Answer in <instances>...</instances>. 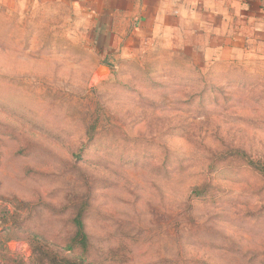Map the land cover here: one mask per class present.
Masks as SVG:
<instances>
[{
    "label": "rangeland",
    "instance_id": "obj_1",
    "mask_svg": "<svg viewBox=\"0 0 264 264\" xmlns=\"http://www.w3.org/2000/svg\"><path fill=\"white\" fill-rule=\"evenodd\" d=\"M108 2L0 0V264L73 198L101 264H264V55Z\"/></svg>",
    "mask_w": 264,
    "mask_h": 264
},
{
    "label": "crops",
    "instance_id": "obj_2",
    "mask_svg": "<svg viewBox=\"0 0 264 264\" xmlns=\"http://www.w3.org/2000/svg\"><path fill=\"white\" fill-rule=\"evenodd\" d=\"M106 12L128 25L132 16L139 30L162 31L168 16L171 30L200 31L208 62L240 50L264 55V0H109Z\"/></svg>",
    "mask_w": 264,
    "mask_h": 264
},
{
    "label": "trees",
    "instance_id": "obj_3",
    "mask_svg": "<svg viewBox=\"0 0 264 264\" xmlns=\"http://www.w3.org/2000/svg\"><path fill=\"white\" fill-rule=\"evenodd\" d=\"M261 171L264 174V168ZM86 209L87 199L73 198L66 234L51 241L38 233L25 238L36 264H101L92 258V239L84 225Z\"/></svg>",
    "mask_w": 264,
    "mask_h": 264
},
{
    "label": "water",
    "instance_id": "obj_4",
    "mask_svg": "<svg viewBox=\"0 0 264 264\" xmlns=\"http://www.w3.org/2000/svg\"><path fill=\"white\" fill-rule=\"evenodd\" d=\"M101 68H105V67H101ZM101 68H100V69H101Z\"/></svg>",
    "mask_w": 264,
    "mask_h": 264
}]
</instances>
